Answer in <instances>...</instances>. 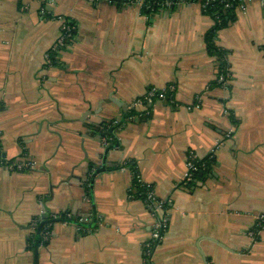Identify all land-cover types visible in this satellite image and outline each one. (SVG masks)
Here are the masks:
<instances>
[{
    "label": "crops",
    "instance_id": "1",
    "mask_svg": "<svg viewBox=\"0 0 264 264\" xmlns=\"http://www.w3.org/2000/svg\"><path fill=\"white\" fill-rule=\"evenodd\" d=\"M234 13L215 38L230 72L218 86L200 0L151 14L105 0H0V158L32 162L0 166V264H35L29 239L45 212L63 219L37 264H146L153 218L129 196L131 172L113 169L124 160L169 200L147 264H264V228L249 236L264 216V6ZM65 18L74 38L45 67ZM169 84L174 103L127 115L146 89ZM121 120L103 155L101 124ZM189 150L212 164L183 184ZM94 164L104 170L91 177Z\"/></svg>",
    "mask_w": 264,
    "mask_h": 264
},
{
    "label": "built area",
    "instance_id": "2",
    "mask_svg": "<svg viewBox=\"0 0 264 264\" xmlns=\"http://www.w3.org/2000/svg\"><path fill=\"white\" fill-rule=\"evenodd\" d=\"M110 4L115 5V3L112 0H105ZM252 0H220V3L223 5V8H231L232 6H241L242 9L245 8V5L250 3ZM261 4L264 6V0H259ZM132 4H139L142 7H145L147 10L152 9L150 2H145L144 0H130L128 5ZM163 6L168 7L172 4L171 0H163ZM208 4V1L205 3H201V7L204 8ZM62 26L61 31L57 39L55 40L54 44L49 48V50L44 54V65L45 67H49L52 64V53H55L56 57H58V54L63 50V47L65 46L66 40L71 37V30L73 29V26H70L66 23L65 20H62ZM230 77V72L226 69L224 73H219L216 75V81L220 83V86H226L228 84V79ZM174 91V86L172 84L167 85L163 88H155L150 87L146 89L144 92V95L141 98L136 99L132 102V106H139L145 103H151L154 100H167L168 102L174 103V100L172 98V94ZM104 142L107 141L104 139ZM125 163V162H124ZM0 166H5V168L9 170H27L32 167V162L30 160H23V161H15L11 163H4V161L0 158ZM186 170L183 176V184L190 182L194 179L195 174L201 169L205 167V164L202 162V159H198L195 153L191 150L187 151L186 153V161H185ZM128 168L123 165L119 168V170L124 171ZM129 170V169H128ZM130 171V170H129ZM131 172V171H130ZM131 176L133 179H136V181L140 185L145 186V193H144V199L142 200L145 204L146 209L149 211L151 217L153 218V222L151 224V231H150V237L148 241L144 244V250L146 253L147 258L146 264L149 261V257L151 256L153 250L155 247L161 242L164 232L167 227V210L165 209L164 205L165 203H168L169 200L166 199H160L155 196L152 187L144 183L139 174H134V172H131ZM131 193L130 197L133 196V193L135 192V187H130ZM33 225H36L35 221L33 222ZM264 228V216L261 215L258 217L257 222L254 226V228L249 231V236L256 237L259 231ZM48 231H45L43 238H47Z\"/></svg>",
    "mask_w": 264,
    "mask_h": 264
},
{
    "label": "trees",
    "instance_id": "3",
    "mask_svg": "<svg viewBox=\"0 0 264 264\" xmlns=\"http://www.w3.org/2000/svg\"><path fill=\"white\" fill-rule=\"evenodd\" d=\"M112 1L115 3V5L119 7L128 5L130 2V0H112ZM144 1L150 2L152 9L147 10L145 7H142V12L145 14H151V13L158 12L165 8L174 7L178 2L183 1V0H171L172 4L168 7L163 6L162 4L163 0H144ZM207 1H208V4L204 8H202V12L203 14H205L206 16L212 19L213 24L205 35V42H206L209 55L214 57L215 60L218 62V68H219L218 74H219V73H224V71L227 69L228 64H227L226 57L228 53L226 50L216 45L215 38H216L217 32L220 29L228 26L235 19V13H234L235 6H232L231 8H223V5L220 3V0H200L201 3H205ZM65 21L68 25L73 26V29L71 30V37H69L66 40L64 47H66V45L70 43V41L74 38V30H75V23L71 19L65 18ZM51 56H52L51 66L57 65L58 57H56L55 53H52ZM213 84L218 85V86L220 85V83H218L216 80L213 82ZM133 114H134V111H129L127 115L132 116ZM101 125L103 126V128H100L99 130L101 131L103 138L108 142L109 147L114 146L115 145L114 143L116 141L115 131L118 129L119 125L117 126L115 124H112L111 121L102 123ZM202 162L205 164V167L201 168L195 174L194 179L197 176L203 177V174L204 173L206 174L210 170V166L212 163L207 162L206 160H202ZM123 165H125L131 172L133 171L134 174L136 173L138 174L133 162L129 160H124L122 162H119L113 167V169H119ZM131 180H132L131 182L132 186L135 187L136 189L135 192L133 193V196H131V198L143 200L144 193H145V186L140 185L136 181V179L132 178ZM164 207L165 209H168L169 204L165 203ZM61 219L59 216L53 217L47 212H45L43 216H39L35 218L34 221L36 225L29 239L28 248L34 251L35 249H37L39 245L45 243L46 241L43 240L45 231L50 232L49 231V229L51 228L50 225L55 221H60ZM64 219H68V217L67 218L65 217ZM41 223H42V226H41L40 232H37L36 228Z\"/></svg>",
    "mask_w": 264,
    "mask_h": 264
},
{
    "label": "water",
    "instance_id": "4",
    "mask_svg": "<svg viewBox=\"0 0 264 264\" xmlns=\"http://www.w3.org/2000/svg\"><path fill=\"white\" fill-rule=\"evenodd\" d=\"M110 102H113L114 104H117V105L122 106L123 110L126 109V106H125L124 104H121V102H119V101H117V100H115V99H111ZM135 107H137V106H131V107H130V110H129V111H134V113H136V115H134V116L132 117L133 120L138 119L139 117H142V116H139V115H138V112L136 111V108H135ZM123 120L127 121L128 119L126 118V119H123ZM123 120L119 121L118 124H117V126H118V125L120 126V125L123 123V122H122ZM117 131H118V130H116L115 133H117ZM90 135H91V137H94V136H95L94 134H90ZM96 137H97L98 139H103L102 133H101V135H96ZM107 143H108V142L104 143V146H103V147H104L105 151L103 152V155H107V153H108V151H109V148H110V147H109V144H107ZM91 169H93V170L95 169V171H93L91 177L96 176L98 173H100V172H102V171L104 170V168H100L99 166H97V165H95V164H94V166L91 165ZM41 226H42V223L39 224V225L37 226V228H36V231H37V232H40ZM36 250H37V249L34 250L35 264H37V260H36L37 252H36Z\"/></svg>",
    "mask_w": 264,
    "mask_h": 264
}]
</instances>
